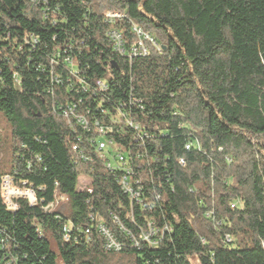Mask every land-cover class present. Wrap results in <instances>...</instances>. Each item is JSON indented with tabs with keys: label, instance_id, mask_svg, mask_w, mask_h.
Returning <instances> with one entry per match:
<instances>
[{
	"label": "trees",
	"instance_id": "16d2710c",
	"mask_svg": "<svg viewBox=\"0 0 264 264\" xmlns=\"http://www.w3.org/2000/svg\"><path fill=\"white\" fill-rule=\"evenodd\" d=\"M258 30L264 0H0V184L37 200L0 195V264H264V74L231 76Z\"/></svg>",
	"mask_w": 264,
	"mask_h": 264
},
{
	"label": "built area",
	"instance_id": "2783aa9c",
	"mask_svg": "<svg viewBox=\"0 0 264 264\" xmlns=\"http://www.w3.org/2000/svg\"><path fill=\"white\" fill-rule=\"evenodd\" d=\"M36 1L38 2V1H43V0H31V2H36ZM104 17L107 20H114V19L120 20L124 16L118 12L107 11L104 13ZM134 31H136V30L134 29ZM137 33H139V32H137ZM108 36L114 44V49L117 52H119L120 54H124L123 44L121 42L120 35L117 33H114V32H110L108 34ZM153 45H154V43H153ZM146 54H147V51L143 47L141 41H137L132 48L130 57L136 56V55L145 56ZM97 85L99 87H103V84L100 82H98ZM99 132H102V131L100 130ZM185 148L189 149V145H187ZM105 150H106L105 143H99L98 144V151H105ZM116 163L118 165L117 169L124 171L127 175L132 173L130 168L127 166V163L124 160L123 156L117 155ZM179 164L183 165L184 163L182 160H179ZM121 186H122L123 190L125 191V193H128L131 197H137L138 196L137 194L133 193V191H132L133 189H132L131 185H129L127 177H124L122 179ZM82 189H87V187L83 186ZM88 191H90V190H88ZM0 195H1L2 202L6 206L7 210L12 212V213L18 210L19 201H26L31 206H36V204H37L35 194L31 190V188H28V186L24 182L20 183L19 185H14L12 178H10L8 176L3 177L1 180ZM63 201L64 202L66 201V199L64 197H57L55 204L50 205L48 207H45L44 211L50 212V211L56 210L59 207L58 205H60ZM235 207H236L235 204H231L232 209H234ZM63 232H64L63 241L68 242L69 241V237H68L69 229L67 227H64ZM100 232L103 234V236L105 237V239L107 241V243H106L107 249H111V248H113L115 250L120 249L119 245L114 241V239L102 227H100ZM149 234H154L153 228L149 229ZM147 237H149L148 234L144 235L143 238L145 240H147Z\"/></svg>",
	"mask_w": 264,
	"mask_h": 264
},
{
	"label": "rangeland",
	"instance_id": "374dc122",
	"mask_svg": "<svg viewBox=\"0 0 264 264\" xmlns=\"http://www.w3.org/2000/svg\"><path fill=\"white\" fill-rule=\"evenodd\" d=\"M260 36H261V32L259 30L256 31L255 34L249 39H243L236 36L239 39L237 40L238 48L234 52L235 55L233 54L234 57H232V62H231V76L233 78L234 89L240 77L248 76L252 74H264V40ZM233 39L236 40L235 37H233ZM242 59H244L248 64L246 65L245 70H241V72L239 73L237 71V65L239 60L241 61ZM0 130H4L2 125L0 126ZM9 144H10V139L8 133H5V131L3 133L2 131V133L0 134V167L5 166L7 163V159L10 155L9 152L10 149L8 148ZM105 154L109 159L110 163L113 166H115L113 159L115 153L113 154L111 148H108L105 151ZM87 184L88 183L85 178L80 179L79 181L80 187L87 186ZM62 203H64V201ZM61 204L58 206H61ZM51 247L54 250L53 244L51 245ZM191 264H196V261L193 258L191 259Z\"/></svg>",
	"mask_w": 264,
	"mask_h": 264
}]
</instances>
